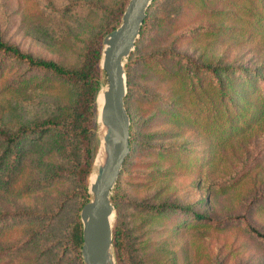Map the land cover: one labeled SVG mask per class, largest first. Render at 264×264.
I'll return each mask as SVG.
<instances>
[{
    "label": "rangeland",
    "instance_id": "374dc122",
    "mask_svg": "<svg viewBox=\"0 0 264 264\" xmlns=\"http://www.w3.org/2000/svg\"><path fill=\"white\" fill-rule=\"evenodd\" d=\"M117 1L0 0V33L22 51L76 67L86 41L102 27L106 10ZM161 8L154 11L152 35L141 44L143 55L153 53L156 58L135 68L134 83L155 93L152 99L134 97L139 110L148 115L158 105V95L166 98L169 90H177L165 72L177 65L176 58L164 56V60L162 54V50H171L201 64L246 69L247 73L236 70L237 75L231 76V97L227 96L229 110L234 112L235 106L242 105L243 115L229 127H218V121L211 125L210 99L218 98L219 92L216 84H209L201 75L204 87L194 95L200 99L193 109L203 132L170 128L168 122L161 121L151 127L137 126L138 145L120 178L119 193L142 203L167 200L187 204L192 211L214 219L242 213L252 200L248 217L264 232V199L258 201L264 198V0H172ZM197 26H210L212 32L204 34ZM12 70L0 78V122L15 126L68 113L75 97L74 85L50 80L47 91L35 90L22 102L4 88ZM100 87H105L103 77ZM174 130L179 131L176 140L170 134ZM93 131L97 143L87 183L97 170L94 158L101 131L96 120ZM183 138L189 141L192 153L188 162L182 161L180 153L160 156L148 152L149 144L166 145ZM2 151L0 146V213L55 211L72 189L68 175L47 185L33 184L68 169L67 162L51 149L49 138L23 142L14 153L19 158L14 165L12 156L3 157ZM122 212L138 264H264V244L236 224L216 226L191 221L185 215L151 216L127 205L122 206ZM43 225L31 219L0 221V264H69V258L55 248L51 252L44 249L62 228L45 235L34 232Z\"/></svg>",
    "mask_w": 264,
    "mask_h": 264
},
{
    "label": "trees",
    "instance_id": "16d2710c",
    "mask_svg": "<svg viewBox=\"0 0 264 264\" xmlns=\"http://www.w3.org/2000/svg\"><path fill=\"white\" fill-rule=\"evenodd\" d=\"M127 1L118 0L114 7L106 10L107 16L102 27L86 41L82 59L76 67H66L55 60L38 57L22 51L15 44L5 41L0 33V78L9 68H13L4 81V88H7L6 93L11 97L25 102L31 98L30 95L33 91H47V83L50 80H56L63 84H72L76 88L73 105L63 117L46 116L42 119H33L15 126L0 122V146L3 147V157L9 159L12 156L10 160L12 165L19 159L16 154L18 153V147L23 142L38 141L43 137L49 138L51 149L55 150L60 158L67 162V170L55 171L43 180L36 181L33 184L47 185L54 178L65 177L66 175L72 182V189L59 201L55 211L51 213L24 210L1 212L0 221L2 223L11 220H40L44 225L36 228L34 232L40 231L39 233H44V235L53 232L57 233L58 229L62 228L57 239H55V236L51 237L52 240L44 249L51 252L55 248L54 250H57L59 255L69 258V264H84L79 252L81 222L78 213L81 205L87 202L90 197L87 193V178L91 170L97 143L93 131L97 105L95 104V96L97 98L96 92L100 87L101 77L103 76L99 68L101 41L108 32L118 25ZM171 1L152 0L146 9V17L141 24L139 39L135 43V49L127 57V61L123 66L126 82L124 108L129 118V152L122 164L113 194L110 197V202L115 208V218L111 228V242L116 264H138L133 251L130 229L123 217V205L151 216L159 217L162 214H172L175 215L174 217H178L185 215L186 219L188 218L191 221L196 220L216 226L236 224L247 234L264 244V232L255 227L248 217L247 210L252 200L247 203V207L242 213L214 219L209 215L192 211L187 204H178L175 201L167 200L156 203H142L119 193L120 178L130 162V157L136 152L138 145L136 140L137 126L151 127L155 122L161 121L164 123L168 122L170 128L184 127L191 132L196 131L199 134L203 132L197 123V116L195 115L197 111L193 109L194 105L199 104L200 99L199 96L194 95L204 87L200 80L201 75L208 79L209 84L213 86L216 84L219 92L218 98L215 96L210 99V104H212L211 111L214 116L211 120V125H216L218 121V127L224 124H226L225 126L228 124L229 127L230 123L233 125L235 120L243 115L241 112L243 109L242 105L235 106L236 110L234 112L229 110L227 96L231 97L228 92L229 90L232 91L233 87V82H230L231 76L234 78L237 75L236 70H239V74L247 73L246 69L228 65L221 67L201 64L196 59L171 50H162L163 58L167 56L174 58V61L176 58L177 65L175 67L171 65L173 67L172 70L164 71L169 80L177 85V90H169L166 98L163 95H158V105H155L154 110L148 115H144V112L140 111L138 105L135 104L134 97L136 95H143L148 99H152L155 96L154 92L145 91L142 87H138L134 83L133 78L137 65L156 58L153 53L143 55L141 53V44L148 41L152 35L153 27H155L154 11L160 7L163 8L164 4L171 3ZM198 27L203 30L204 34L212 32L210 26H197L196 29H199ZM164 60L166 59L164 58ZM178 90L179 93H177ZM200 106L198 109L201 108ZM178 133V130L171 131L170 134H173L172 140H176L175 135ZM151 134L154 133H149V135ZM145 135L147 136V133ZM174 142L166 145L149 144L148 152L156 154L158 152L160 156L162 154L177 155L180 153V157H184L182 161L186 160L188 162L192 156L191 149L188 147L189 141L183 138ZM71 199H74V202H71ZM263 199L258 201L262 202Z\"/></svg>",
    "mask_w": 264,
    "mask_h": 264
},
{
    "label": "water",
    "instance_id": "95a60500",
    "mask_svg": "<svg viewBox=\"0 0 264 264\" xmlns=\"http://www.w3.org/2000/svg\"><path fill=\"white\" fill-rule=\"evenodd\" d=\"M151 1L128 0L118 25L101 41L99 68L105 87L100 107L96 105L95 120L101 131L98 148L104 151L105 157L91 181L89 176L87 193L90 197L81 205L78 213L81 222L79 252L84 264H106L107 258L116 264L111 242L114 207L110 195L129 152V118L124 108L126 82L123 66L133 51Z\"/></svg>",
    "mask_w": 264,
    "mask_h": 264
},
{
    "label": "bare ground",
    "instance_id": "6f19581e",
    "mask_svg": "<svg viewBox=\"0 0 264 264\" xmlns=\"http://www.w3.org/2000/svg\"><path fill=\"white\" fill-rule=\"evenodd\" d=\"M103 91H104V88L102 89V87H100V90L98 91L97 98H96L97 107H100ZM104 157H105L104 151H102V149H99V151L97 152V154L95 156V160H94V165L96 166V168L103 163ZM94 175H95V172H93L90 175V181L93 179ZM106 264H112V261H111L110 258H107V263Z\"/></svg>",
    "mask_w": 264,
    "mask_h": 264
}]
</instances>
